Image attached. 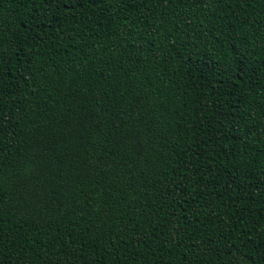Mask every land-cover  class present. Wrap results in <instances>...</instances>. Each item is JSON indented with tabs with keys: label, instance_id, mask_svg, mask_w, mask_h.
<instances>
[{
	"label": "trees",
	"instance_id": "obj_1",
	"mask_svg": "<svg viewBox=\"0 0 264 264\" xmlns=\"http://www.w3.org/2000/svg\"><path fill=\"white\" fill-rule=\"evenodd\" d=\"M0 264H264V0H0Z\"/></svg>",
	"mask_w": 264,
	"mask_h": 264
}]
</instances>
